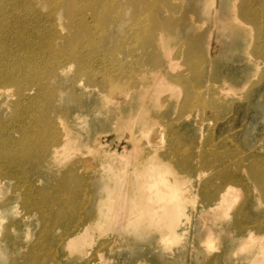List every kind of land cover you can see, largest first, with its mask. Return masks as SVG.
<instances>
[{"label": "bare ground", "instance_id": "obj_1", "mask_svg": "<svg viewBox=\"0 0 264 264\" xmlns=\"http://www.w3.org/2000/svg\"><path fill=\"white\" fill-rule=\"evenodd\" d=\"M8 1L7 4L5 0L0 2V109H4V113L10 112L8 123L0 118V172L15 180L11 185L20 193L21 197L18 198L24 200L23 203L18 198L14 201L15 205L21 203L20 222H24L28 228L23 240L31 237L34 225L32 219L36 218V223L43 225L30 247L20 242L9 255L19 261L32 259L33 264L38 256L41 262L38 260L35 264H62L61 249L73 251L82 247L73 256L80 259V264H92V261L86 260L89 255L87 247L92 243V235L103 229L101 221L109 223L117 231L115 233L132 234L130 236L137 240L143 239L151 230H159L161 236L158 239L163 241L180 239L183 234L179 229L181 216L185 214L191 200L189 196L186 197L183 188L192 177L188 176L192 170L184 169L182 165L188 164L196 156L189 149L179 151L178 131L173 127V120H170L172 108L166 111L164 108L170 107L172 100H179L189 93L192 95L187 98L189 102L186 104L191 107L205 105L211 91L216 94L213 102H229L233 93L238 92L237 87L231 88L232 84L229 85L225 80L220 86H201L200 82L192 84V78L186 77V71L179 70L182 67L179 61L190 56L194 44L178 42L181 45L177 46L181 32L171 23L177 9L173 0H166V6L158 3L160 0H149L147 15L137 13V8L144 0H48L53 1L55 8L50 13L53 18L48 21L46 29L34 28L41 20H30L23 24V30L18 17L13 18V23L9 22L10 29H6L5 23L11 11H16L18 7L15 0ZM180 1L184 4L186 0ZM199 1V8L202 6L208 15L212 14V9L206 4L210 0ZM33 8L30 9L31 16L37 15ZM263 8L264 3L261 4ZM258 11L260 7L255 9L245 5L239 12L226 16H254ZM194 14L192 12L190 17L195 18ZM191 20L196 23L195 19ZM36 28L39 29L35 32ZM21 31H24L23 35ZM26 31H33L35 35L27 38ZM200 44L203 47V43ZM45 47L46 54L39 50ZM173 47L177 48L176 53ZM152 53L161 55L162 62L150 67L146 65V58ZM122 56L127 59L135 56L133 65L128 66ZM45 64L49 66V72L44 76L38 75L37 67ZM74 65L79 67L81 75L78 74V77L90 75V83L85 84L82 78H76L73 83L85 93L95 94L107 106L116 109V115L110 123L125 129L131 151L129 154L125 150L120 153L117 147L121 145L116 143L115 150L108 148L109 151L103 152L99 150L104 149L102 143L94 140L93 148L98 146L95 153H81L75 164L65 170L64 161L71 159L74 150L86 149L89 141L86 143L83 137L77 136L73 129L75 127L57 111V98L54 100L52 95L57 97L59 92L54 91L51 95L47 88L49 84L67 76ZM93 65H97L96 69ZM190 68L194 75L200 66L191 65ZM28 84L30 86L25 87ZM15 85L17 93H13V88L11 90V86ZM113 96H117L119 101L111 99ZM78 115L79 120L85 118L84 113ZM150 129H157L160 135L166 130L165 137L169 142L166 151L157 150L164 148L163 143L148 151L146 143L136 139L139 131L146 133ZM132 152L144 155L141 164L131 165ZM86 154L92 155V161L97 162L96 167L88 171H84L86 162L82 160ZM82 172L85 177V174L90 177L87 185L71 188L70 178ZM201 172L198 171L202 176ZM2 183L3 179H0V195L8 190ZM95 187L96 191L93 190ZM231 189L232 186L224 189L216 201L204 209L225 207L228 199L233 197L229 194L230 191L232 193ZM221 211L226 217L225 209ZM183 223H189V218ZM214 234L213 228L208 226L204 235L206 241L209 238L208 242H211ZM12 240L7 237L1 243L8 244ZM51 243L52 246L49 245ZM5 252L0 250L2 256L7 255Z\"/></svg>", "mask_w": 264, "mask_h": 264}, {"label": "rangeland", "instance_id": "obj_2", "mask_svg": "<svg viewBox=\"0 0 264 264\" xmlns=\"http://www.w3.org/2000/svg\"><path fill=\"white\" fill-rule=\"evenodd\" d=\"M19 1L15 0L18 7L16 11H11L8 21L5 23L6 29H10L9 22L13 23L17 17L22 21V30L24 28L23 24L27 21L30 22V20H41V23L34 25V28L46 29L49 24L48 21L53 18L50 13L55 8L54 0ZM194 1L196 2L186 0V3L183 4L180 0H173L174 6L177 5L175 16L179 19L176 17L171 18V23L173 27L181 32L180 36H182L178 37L177 46L181 45H178V42L182 44L192 42L194 44V48L192 47L189 52V54L191 53L190 56L193 54L194 57L188 56L189 58L180 60L182 67L179 70L186 71V77L192 78V84L200 82V85L205 84L208 87L214 84L220 86L225 80L229 85L232 84L231 88L237 87L235 89L238 92L234 89L237 93L235 94L233 91L232 100L221 103L212 101L213 96L216 94L215 91H211L204 103L205 105H195V107L186 104L189 102L187 98L192 94L189 93L188 96L184 94L179 100H172L170 107L164 108L165 111L172 108L170 113L174 117L172 116L170 120H173V127L178 131L177 134L180 140L178 144L181 145L179 151L189 149L196 156L188 164L182 165L184 169L192 170L190 171L191 174L188 175L192 177L187 180L183 188L186 197L189 196L191 200L187 205L185 214L181 216L182 222L179 229L183 233H181L182 237L177 240L171 238L167 242V240L158 239L161 236L159 230H151L152 232L147 233L143 239L137 240L130 236L132 234L115 233L117 231L113 230L109 223L101 221L103 229L100 228L92 235V243L87 247L89 255H87L86 260L92 261V264H264V8L261 9L264 0H210L206 2L212 9L210 15L206 13L202 6L199 8V5H197L199 0ZM5 3H9V1L5 0ZM158 3L163 6L167 5L166 0H160ZM12 4H14V1ZM245 5L252 6L255 9L260 7V11L256 12L254 16L252 14L250 16L239 15L238 18H233V15L226 16L229 13L239 12ZM33 6L37 15L31 16L30 9ZM148 8L149 0H144L137 8L139 11L137 13L147 15ZM61 12H65V10H61ZM192 12L195 13L193 15L195 18L190 17ZM191 19H195L196 23ZM203 20L205 22L200 23ZM190 28L192 29L190 30ZM38 29H34L35 32ZM33 31H26V37L32 38L35 35ZM20 33L23 35L24 31ZM200 43H203V47ZM46 49L47 47L39 50L46 54ZM176 49L173 47L174 53H176ZM38 53L41 54V52ZM134 57L131 56L127 59L122 56L125 62H128V66L133 65ZM160 62H162L161 55L152 53L146 58V65L150 67ZM190 64L200 66L195 71L199 73L194 72L193 75ZM96 66L93 65V68L96 69ZM37 69L38 75L41 76L46 75L50 70L47 64L39 65ZM71 70L67 72V76L64 75L66 78L63 77L56 83L49 84L47 88L51 95L54 91L59 92L57 97L52 95L54 100L57 98V111L61 113L64 120L75 127L73 129L77 136L83 137L86 143L89 141L86 149L74 150L70 155L71 159H68L69 162L64 161L65 170L75 164L81 153L89 151L95 153L98 146L96 145V148H93L94 140L102 143L104 149L99 148V150L103 152L108 148L115 150L116 143H119L121 146L117 147L118 151L122 153L125 150V153L129 154L131 151L130 143L127 141L128 134H126L125 129L113 126L110 123V120L116 115V109L107 106L95 94L85 93L73 83L76 78H82L85 84H89V74L78 77L81 74H79L77 65H74ZM195 75L198 76L195 78ZM9 84L13 85L12 82ZM15 86H11L13 93L18 92L17 85ZM29 86L30 84L25 87ZM41 96H44V94H41ZM111 99L119 101L117 96H113ZM3 111L4 109H0V118L8 123L10 112L4 113ZM80 113L85 114V118L82 120L77 118ZM140 132L143 131H139L136 139L146 143L148 151L159 147L161 143H163L164 148L157 149L158 152H162L163 149L167 150L169 142L165 137L166 130L161 135L158 134L157 129H150L146 133ZM145 151L147 150L145 149ZM131 154V165L142 163L144 158L142 153L132 152ZM84 157L85 159H82L86 162L84 171L96 167L97 162L92 161V158L94 159L92 155L86 154L82 156V158ZM123 159L129 160L127 158ZM199 170L202 171V176L198 173ZM83 173L81 175L74 174L70 178L71 188H81L87 185L90 177L87 174H85V177ZM198 175L201 177L199 178ZM0 179H3L2 186L8 189L5 194L0 195V202L5 201L4 204H0L2 227L0 231V250L3 249L7 254L2 256L0 253V263L33 264L32 259L14 260L9 254L14 252L15 245L20 242L23 246L30 247L31 242L33 243L36 240V234L40 233L43 225L37 224L36 218L32 219L34 225L31 237L29 240H23V237H25L24 232L28 231V228L24 222L22 224L20 222L21 203L15 205L14 202L21 195L11 185L15 183L14 179L1 175V172ZM45 185L46 182L43 186ZM229 185L233 189H231L232 193L230 191L229 194L233 197L229 198L230 200L228 199V204L225 207L216 210L214 208V210L204 209L213 204L220 193L230 187ZM96 188L93 190L96 191ZM18 199L23 203V198ZM229 204H231V207ZM224 209L226 217L223 214L224 212L221 211ZM187 218H189V223H183ZM178 219L179 217H177ZM210 224L214 225L211 226ZM208 226L215 231V234L211 237V242H208L209 238L206 241V236H204ZM7 237H11L13 240L8 244L1 243ZM52 244L49 245L52 246ZM79 250H82V247L73 251L67 248L61 249L62 264H80V259L73 256ZM22 252H25V249H22ZM38 260L41 262L39 256L35 261L38 262Z\"/></svg>", "mask_w": 264, "mask_h": 264}]
</instances>
